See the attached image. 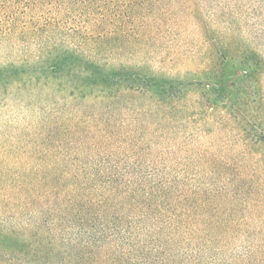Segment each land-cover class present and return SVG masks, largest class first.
Segmentation results:
<instances>
[{"label": "trees", "instance_id": "trees-1", "mask_svg": "<svg viewBox=\"0 0 264 264\" xmlns=\"http://www.w3.org/2000/svg\"><path fill=\"white\" fill-rule=\"evenodd\" d=\"M158 2L0 0L2 40L35 48L0 63V97L16 85L19 101L38 107L28 126L0 132V264H264L260 246L206 257L222 239L264 238V224L243 218L264 213L242 205L246 186L188 176L178 169L188 162L165 158L153 140L177 135L171 127L187 115L190 82L118 59L140 43L146 14H165ZM249 11L264 14V0H252ZM226 14L236 26L226 35L203 23L209 51L224 53L222 62L242 52L264 63L238 33L233 8ZM213 82L226 94L222 79ZM140 98L154 106L131 105ZM70 105L76 113L64 125L58 115L68 116ZM192 241L202 242L189 249Z\"/></svg>", "mask_w": 264, "mask_h": 264}, {"label": "rangeland", "instance_id": "rangeland-1", "mask_svg": "<svg viewBox=\"0 0 264 264\" xmlns=\"http://www.w3.org/2000/svg\"><path fill=\"white\" fill-rule=\"evenodd\" d=\"M158 1L165 14L158 17L157 14H146L148 18L142 21L140 43L131 52L116 55L121 61L146 63L158 74L166 73L173 78L180 76L190 82L189 92L183 99L187 115L183 121L172 124V127L169 125L171 130L174 127L177 135L168 140L160 137L153 140L160 143L159 149H164L162 154L165 158H182L188 162L178 168L179 171L185 170L188 176H202L206 183V176L214 174L218 178L216 185L224 188L235 185L229 178H238L241 185L246 186L241 200L245 209H263L264 63H252L253 60L244 57L242 52H234L235 58L228 57L222 62L224 53L217 56L212 49L209 51L205 36L206 33L211 36V32L205 33L203 23L226 35L231 31L229 29L236 27L226 14L229 7L233 8L234 15L239 19L237 23L240 25L241 22L238 33L244 40L253 42L255 49L264 57V14L256 15L249 11L252 0ZM195 2L201 5L196 12L195 8L192 9ZM253 23H258V26H252ZM0 38V63L30 57L34 52V43L30 39L22 45L17 40ZM226 53L230 55V51L226 50ZM216 79L224 81L226 94L214 90L213 81ZM229 92L232 94L229 95ZM19 94L18 88L13 85L0 97V132L28 126L36 114L38 107L26 108L19 101ZM41 103L47 104L46 101ZM132 104L144 112L154 106L145 98L136 99ZM56 108L58 110L54 115L63 110L62 105ZM75 110L70 105L68 116L58 115L60 121L64 125H67L65 122L70 124L66 120L75 115ZM125 119L131 121L130 115H126ZM167 124L163 121L161 126ZM144 125L145 128L152 126V119L145 118ZM2 137L0 134V139ZM147 137L150 138L149 135ZM158 151L154 153L158 155ZM215 160L222 161L224 167L217 168ZM243 218L254 224H264V213H247ZM201 242L192 241L188 248H194L196 243ZM254 246L263 248L264 238L232 236L212 243L213 251L209 250L206 257L231 259Z\"/></svg>", "mask_w": 264, "mask_h": 264}]
</instances>
